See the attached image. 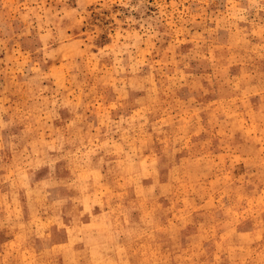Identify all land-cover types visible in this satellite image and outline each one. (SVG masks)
<instances>
[{"label":"rangeland","instance_id":"374dc122","mask_svg":"<svg viewBox=\"0 0 264 264\" xmlns=\"http://www.w3.org/2000/svg\"><path fill=\"white\" fill-rule=\"evenodd\" d=\"M0 264H264V0H0Z\"/></svg>","mask_w":264,"mask_h":264},{"label":"bare ground","instance_id":"6f19581e","mask_svg":"<svg viewBox=\"0 0 264 264\" xmlns=\"http://www.w3.org/2000/svg\"><path fill=\"white\" fill-rule=\"evenodd\" d=\"M86 172V171H85ZM101 206V205H100ZM115 226V225H114ZM99 249V248H98ZM95 250V249H94ZM103 250H105V249H103ZM202 251V250H201ZM120 252V251H119ZM102 256V255H101ZM107 256V255H106ZM116 263V262H115Z\"/></svg>","mask_w":264,"mask_h":264}]
</instances>
